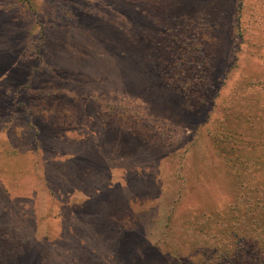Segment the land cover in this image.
<instances>
[{"label": "rangeland", "instance_id": "374dc122", "mask_svg": "<svg viewBox=\"0 0 264 264\" xmlns=\"http://www.w3.org/2000/svg\"><path fill=\"white\" fill-rule=\"evenodd\" d=\"M263 230L264 0H0V264H216Z\"/></svg>", "mask_w": 264, "mask_h": 264}, {"label": "trees", "instance_id": "16d2710c", "mask_svg": "<svg viewBox=\"0 0 264 264\" xmlns=\"http://www.w3.org/2000/svg\"><path fill=\"white\" fill-rule=\"evenodd\" d=\"M24 1H26V0H24ZM28 19H30V16H28ZM37 21H38V19L36 18V22ZM30 56L32 58L35 57L32 55H30ZM207 79H208V77H207ZM204 92L206 93L207 91H204ZM263 231L259 232V234H263ZM129 234H131V235H129L130 236L128 239L129 241H138L137 237H132L133 236L132 233L129 232ZM243 240H244L243 238H240L239 244H241V246L244 244H250L249 246H251V250H249L251 252V254L249 256H244L243 253L239 250L240 249L239 248V249H236L232 254H230L228 256H221L217 260L216 264H264V248L259 247V246H254V245H256L255 242H252L248 239H245V241H243ZM257 241L258 240H256V242ZM197 254H198L197 251H193L189 255V258L195 257Z\"/></svg>", "mask_w": 264, "mask_h": 264}]
</instances>
